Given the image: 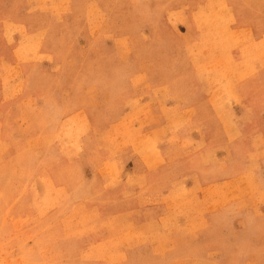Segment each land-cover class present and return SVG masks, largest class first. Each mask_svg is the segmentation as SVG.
I'll list each match as a JSON object with an SVG mask.
<instances>
[{
	"label": "rangeland",
	"instance_id": "rangeland-1",
	"mask_svg": "<svg viewBox=\"0 0 264 264\" xmlns=\"http://www.w3.org/2000/svg\"><path fill=\"white\" fill-rule=\"evenodd\" d=\"M0 264H264V0H0Z\"/></svg>",
	"mask_w": 264,
	"mask_h": 264
},
{
	"label": "crops",
	"instance_id": "crops-1",
	"mask_svg": "<svg viewBox=\"0 0 264 264\" xmlns=\"http://www.w3.org/2000/svg\"><path fill=\"white\" fill-rule=\"evenodd\" d=\"M243 84V81L241 82ZM249 82L244 81V86H248Z\"/></svg>",
	"mask_w": 264,
	"mask_h": 264
}]
</instances>
